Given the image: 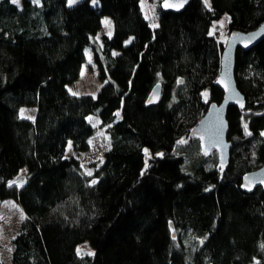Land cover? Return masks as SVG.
I'll use <instances>...</instances> for the list:
<instances>
[{
  "label": "trees",
  "instance_id": "16d2710c",
  "mask_svg": "<svg viewBox=\"0 0 264 264\" xmlns=\"http://www.w3.org/2000/svg\"><path fill=\"white\" fill-rule=\"evenodd\" d=\"M157 1L151 26L141 0H0V44L34 55L19 70L11 49L0 80V200H18L25 214L9 264H264V190L240 188L264 163V39L236 51L245 105L228 108L232 147L220 176L216 153L202 155L188 138L223 97L215 80L224 41L210 32L219 0H190L179 12ZM226 13L228 34L253 30L264 0H230ZM104 17L112 32L98 43ZM87 49L103 81L94 96L67 89ZM155 85L160 98L148 105ZM22 106L36 108L33 119L20 117ZM89 115L109 137L91 176L67 156L69 143L89 149ZM85 241L94 252L78 255Z\"/></svg>",
  "mask_w": 264,
  "mask_h": 264
},
{
  "label": "rangeland",
  "instance_id": "374dc122",
  "mask_svg": "<svg viewBox=\"0 0 264 264\" xmlns=\"http://www.w3.org/2000/svg\"><path fill=\"white\" fill-rule=\"evenodd\" d=\"M13 3L20 5L21 0H12ZM80 0H67L69 5L74 4ZM209 5V0H204ZM157 0H141V7L146 19L150 22L151 26H156L158 22V16L156 13ZM219 13L220 18L213 23L211 27V34L214 35L219 41H226L228 37V16L227 9L230 6V0H219ZM112 32V21L109 17L102 19V27L98 32L96 41L100 43L102 35H110ZM10 47V48H9ZM11 49L22 57V65L26 62L25 58H30V52H27L21 47L0 44V80L3 79L7 68L13 63V57L9 53ZM12 53V52H11ZM34 56V55H33ZM103 81L98 76L97 68L93 62L92 54L89 49L86 50V62L82 65L79 77L67 85V89L72 94H87L96 95L101 88ZM202 98L204 101L208 100V90L202 91ZM36 108L34 106H22L19 109V115L22 118L33 119L35 116ZM89 123L95 128V133L89 139V149L84 152L74 151L71 148L70 143L67 146V156H73L77 158L87 175H93L96 168H98L104 161L105 152L109 148V137L104 127L100 126V120L95 115L88 116ZM183 137L181 142H185ZM146 158L150 155L148 151L144 150ZM146 167V162H145ZM26 167L20 170L17 177L13 180V183L20 184L25 177ZM24 211L16 199L0 200V261L9 264L11 262L12 252V239L18 233L20 224L24 218ZM76 252L78 255L92 254L93 248L88 241L80 243L77 246Z\"/></svg>",
  "mask_w": 264,
  "mask_h": 264
},
{
  "label": "water",
  "instance_id": "95a60500",
  "mask_svg": "<svg viewBox=\"0 0 264 264\" xmlns=\"http://www.w3.org/2000/svg\"><path fill=\"white\" fill-rule=\"evenodd\" d=\"M190 0H161L162 11H182ZM264 39V22L249 31L232 30L224 43L220 57V71L215 84L222 90L223 97L220 103L211 102L197 124L189 131L188 138L196 139L200 152L209 156L212 152L217 155V167L220 176L227 168L231 142L228 140L229 125L227 111L231 106L242 108L245 105V96L237 86L234 70L237 49L248 50ZM161 86L155 85L147 98V104H155L160 98ZM264 190V163L257 169L244 173L241 177L240 188L249 193L255 188ZM172 236H175L173 223H169Z\"/></svg>",
  "mask_w": 264,
  "mask_h": 264
}]
</instances>
